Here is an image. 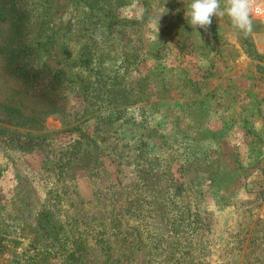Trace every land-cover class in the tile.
<instances>
[{
  "label": "rangeland",
  "instance_id": "1",
  "mask_svg": "<svg viewBox=\"0 0 264 264\" xmlns=\"http://www.w3.org/2000/svg\"><path fill=\"white\" fill-rule=\"evenodd\" d=\"M88 2L0 0V264H264V21Z\"/></svg>",
  "mask_w": 264,
  "mask_h": 264
},
{
  "label": "clouds",
  "instance_id": "2",
  "mask_svg": "<svg viewBox=\"0 0 264 264\" xmlns=\"http://www.w3.org/2000/svg\"><path fill=\"white\" fill-rule=\"evenodd\" d=\"M255 0H190L185 11L188 24L199 35V29L208 31L213 23V18L227 17L231 26L245 36L253 32V4ZM160 17L150 20L151 27L155 30L154 39L157 40ZM201 43L202 40H201Z\"/></svg>",
  "mask_w": 264,
  "mask_h": 264
},
{
  "label": "trees",
  "instance_id": "3",
  "mask_svg": "<svg viewBox=\"0 0 264 264\" xmlns=\"http://www.w3.org/2000/svg\"><path fill=\"white\" fill-rule=\"evenodd\" d=\"M89 2H90V0H89ZM98 152H100V151H98ZM96 159H97V162L99 164L102 162V161H100L101 160V156H99V161H98V156L96 155ZM104 190H105V188H104ZM49 205L52 206V208H53V210H54L55 213L59 212V208L57 206H54L52 204H49ZM117 211L118 210H116V212ZM53 214L54 213H52V211L50 212V210H46V211H43V212L40 213V215H42V218L44 217V219H46V221H49V222H51L49 215H53ZM42 218H41V220H42ZM22 221H23V226L24 227L32 228V225L35 223L36 220H35V218H33L31 220L30 218L25 217ZM117 221H119V222L116 225H118L119 227L122 226V219L121 220L119 219ZM65 226H68L69 227V225H64V227ZM84 226H86V225H84ZM118 226H115V227H118ZM209 227H210L209 225H205L204 226V229L205 230H208ZM76 228H78V227L75 226V225L74 226L73 225H70L69 229H67L70 232L73 229H75L72 232V238H73V241L71 242L72 246H75V248L78 249V250H80V251H86V254L87 255H88V253H92L91 248L89 247V244H90V236L91 235L88 232H86V231H80V230L78 231ZM46 230H48V229H45V230L42 229L41 232H47ZM64 230H65V228H64ZM65 235H67V233L64 234V237H66ZM58 236L59 235L57 233V237H55V238L51 237V239L54 241V244H56L57 246H59V242H62L64 244H67L64 237L61 240V239H59ZM112 236H115L116 237L115 234H113ZM102 240H103V238L102 239H96L97 243H100ZM129 242H131V241H126V244H129ZM93 245L95 246L97 244H93ZM59 250H60V248H59ZM88 261H89V259L86 258V257H84V262L83 263L86 264L85 262H88ZM77 263H78V261H77Z\"/></svg>",
  "mask_w": 264,
  "mask_h": 264
},
{
  "label": "built area",
  "instance_id": "4",
  "mask_svg": "<svg viewBox=\"0 0 264 264\" xmlns=\"http://www.w3.org/2000/svg\"><path fill=\"white\" fill-rule=\"evenodd\" d=\"M253 17L264 21V0H255L253 4Z\"/></svg>",
  "mask_w": 264,
  "mask_h": 264
}]
</instances>
